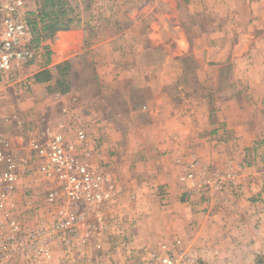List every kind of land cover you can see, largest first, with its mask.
I'll use <instances>...</instances> for the list:
<instances>
[{
    "label": "crops",
    "instance_id": "1",
    "mask_svg": "<svg viewBox=\"0 0 264 264\" xmlns=\"http://www.w3.org/2000/svg\"><path fill=\"white\" fill-rule=\"evenodd\" d=\"M79 1L81 15H71L70 27L60 29L47 47L69 35L82 51L86 31L92 37L105 33L95 46L107 47L114 58L104 59L106 71L97 70L95 80H106L110 94L123 93L122 80L147 96L134 104L124 94V107L103 105L92 83L77 90L75 55L51 59L45 50L44 59L25 68L36 80L28 97L37 99L40 89L56 101L43 110L31 103L27 108L0 105L5 115H18V129L29 127L21 144L10 134L15 150L28 159L29 140L45 143L62 134L73 144L68 151L88 154L93 167L104 164L110 180L118 176L125 188L122 207L130 216L116 222L137 225L132 244L148 255L182 251L204 264H253L251 257L264 252V170L255 167L257 159L251 164L252 153L261 149L256 144L264 147V0ZM88 1L92 7L82 8ZM154 1L158 8L152 14ZM199 13L205 16L202 24L195 21ZM148 46L163 49L166 62L181 61L188 75L192 65L206 90H182L176 77L149 74ZM120 48L137 49L140 57L127 64L131 57L125 53L118 59ZM65 61L72 63L71 84L63 90L57 80ZM45 70L46 79L38 80ZM91 89L95 94L84 99L82 93ZM80 131L86 133L83 143L77 140ZM191 154L203 169L216 172L231 175L237 163L249 167L242 181L231 176L230 187L207 199L193 192V180L183 175ZM55 185L39 172L20 183L21 210L40 208L31 213L33 223L49 216L45 195Z\"/></svg>",
    "mask_w": 264,
    "mask_h": 264
},
{
    "label": "built area",
    "instance_id": "2",
    "mask_svg": "<svg viewBox=\"0 0 264 264\" xmlns=\"http://www.w3.org/2000/svg\"><path fill=\"white\" fill-rule=\"evenodd\" d=\"M27 6L28 0H0V88L11 81L27 87L36 84L25 68L42 59L44 53L34 41ZM14 124H20L18 115L14 112L5 115L0 108V264H14L18 257L36 260L37 257L52 256L53 250L47 245L57 234L64 235L61 238L67 241L70 235L79 236L78 224L86 215L80 209L89 205L100 206L113 197L114 182L110 180L105 165L93 167L88 154L68 151L73 144L62 134H56L45 143L29 140L31 155L27 159L11 142L10 129H18ZM77 140L85 142L86 133L80 131ZM203 168L195 154L185 161L183 175L193 180L192 191L207 199L224 192L230 184L227 174ZM36 172L56 185L45 195L49 216H42L33 223L31 213L40 208L21 210L16 194L20 183ZM22 206L26 207L24 203ZM43 262L50 264L48 259ZM161 263L204 264L182 251L168 252Z\"/></svg>",
    "mask_w": 264,
    "mask_h": 264
},
{
    "label": "rangeland",
    "instance_id": "3",
    "mask_svg": "<svg viewBox=\"0 0 264 264\" xmlns=\"http://www.w3.org/2000/svg\"><path fill=\"white\" fill-rule=\"evenodd\" d=\"M44 2L45 0H28L27 9L29 10V12H35L40 7L44 6ZM79 2H80L79 0L67 1L66 7H69L70 9L67 17L69 15H72L77 19V16L81 15L79 11L80 8H76V5H78ZM156 2L157 1H154V3L149 7V10L151 11L152 14L158 8L154 6ZM133 5H137V1H134L132 6ZM82 6H83L82 8L84 9L91 8L92 7L91 1H88L86 4ZM72 9L74 10V12H71ZM78 11L79 13L77 14ZM203 15H204L203 13H199L195 21L196 22L199 21V23L202 24L204 22V17H205ZM164 17H167L168 19V15H165ZM56 34L60 35L59 33ZM105 35H106L105 33H101L99 37L98 35L92 37L91 33L86 31L84 37L85 47H83L82 51L76 48L77 47L76 42L73 40V38L69 37V35L63 36L59 43L56 44L54 43L53 46L51 47L52 49L50 47H47L48 45L47 41L50 40L48 39V37L45 39L41 38L37 42L34 34V41H36V43L42 47L43 53L45 52V50L47 51L50 50L52 52L51 59H63L66 56L75 55L76 59H74V64H75L74 69L77 72V81H76L77 90H78V86H80L82 83H85L89 87L90 84L92 83V86L94 88H97V96L100 97L102 96L103 105L106 106L111 105L117 108L124 107L123 106L124 102L127 101L126 98L124 97V94L127 97L131 96L134 104H138L144 101L145 97L147 96V93L145 92L142 93L143 92L142 89L133 88L134 89L133 90L132 87L128 85L130 83L123 84V81L121 80L120 84H118V87L122 89L121 91H123V93L110 94L107 87L108 82L106 80H102V81L95 80L94 77L96 75L97 70L99 71V73L106 71L105 65L107 64L104 63V59L107 60L114 58V53L111 52L107 47L102 48L101 45L98 47L95 46L96 44L104 41ZM51 40L54 41V37L51 38ZM77 51H79L80 54L76 55ZM128 51L129 50L126 48L117 49V53L119 55L123 54V57L121 58L119 57L118 59H124L126 57L125 53H127L129 54V58L130 57L131 58L125 60V63L126 61H129V63L127 64H131V61L133 59H138L140 57V54L139 52H137V49L134 50L132 49L129 52ZM164 52L165 51L163 49H158L156 47L152 48L151 46H148V48L146 49V58L149 59V64L147 65L146 69L148 70L149 74H153L154 76L160 75V77L163 76L161 74H164V77L166 79L167 78L171 79L173 77L174 78L176 77V79H178L176 86L182 90L194 89L197 91L199 89V86H202L203 91L206 90V86L202 84L200 81H198L197 78L198 74H196L194 68L192 69V65L190 69L191 74L188 75L186 66L181 61L166 62L165 60L167 59V56L166 55L165 57L163 56ZM57 54L59 56H57ZM42 59H44V57H42ZM127 64H122V66H125ZM149 80L151 81V83L152 82L154 84L156 83L154 79H149ZM133 85L138 86V84L134 82ZM34 86L27 87L23 83H18L15 81H11L10 83L2 85V87L0 88V105L3 108L10 106H20L27 108L28 104L31 103L32 105H34V107H39L40 109L43 110L45 107H48L50 105L49 104L50 101H56L55 100L56 98L54 96L49 97L46 93L42 92L40 89H39L40 93L36 94L38 98L30 99L28 97V93L30 92V90L34 88ZM173 89L174 88L168 90L173 91ZM93 94H95V92L91 89L89 93H82V96L85 97L84 99H87V98H91L90 96H93ZM28 130H29L28 125L23 124V126H21L19 129L15 131L10 129V132H13L10 134L13 137L18 136L19 143L21 144L22 140L26 138ZM14 139L16 140V138ZM256 147L261 149L254 150V153H252L251 164H254V162L256 163L257 161L258 164L255 167H257L260 170L261 169L264 170V147L262 148V145L260 143H257ZM255 159L257 160L255 161ZM236 166L238 170L234 166V173L231 172V175L228 172H223L226 173L227 177L232 180L230 181V184H228L226 187H230L234 183L233 181L234 179L232 178L233 176H237L238 178H241L242 181L243 174H245L246 169L249 167V165L245 166L240 163H237ZM106 172L108 174V169H106ZM116 178L117 179L112 178V181L114 182V186H113V194H112L113 197L110 200L104 203H100V206L89 205L80 209V211L85 213L86 215H85V219L78 224V229L80 233L78 237H73L70 235L68 241L67 239L62 240L61 237H63L64 235H61L59 233L47 245L48 247H51L53 250L52 256L37 257L38 259L36 260L34 259L31 260L30 257L27 256L18 257L13 263L43 264L45 263L43 261L45 259H48L50 264H162L161 259L165 255H167L168 252L163 256L158 254L148 255L144 253V251L136 249V247L133 246L132 243L133 241H135L134 239L135 235L133 233L134 231H136L135 229L137 225L129 224L127 222L125 223L120 221L116 222V219L120 220L121 217H124L126 215L130 216L129 214L125 213L122 207V203L124 202V198H125L124 196L125 188L123 182H121L118 176ZM260 200L261 202H264V197L260 196ZM99 216L100 219H98ZM251 258L253 264L255 262L258 264H264V252L258 254V256L256 257H251Z\"/></svg>",
    "mask_w": 264,
    "mask_h": 264
},
{
    "label": "trees",
    "instance_id": "4",
    "mask_svg": "<svg viewBox=\"0 0 264 264\" xmlns=\"http://www.w3.org/2000/svg\"><path fill=\"white\" fill-rule=\"evenodd\" d=\"M67 0H45L44 6L40 7L35 12H30V23L33 27L36 41L41 38L51 39L60 29H67L70 27V22L73 19L71 15H68L70 11L69 7H66ZM35 41V43H36ZM37 44V43H36ZM49 56L52 54L48 51ZM59 77L57 80V86L60 89L65 90L70 83L69 75L72 69V63L65 61L58 66ZM48 72L41 71L37 74L38 80H45Z\"/></svg>",
    "mask_w": 264,
    "mask_h": 264
}]
</instances>
